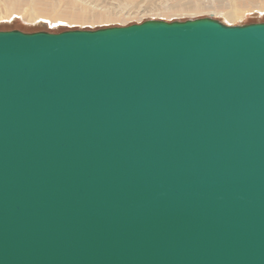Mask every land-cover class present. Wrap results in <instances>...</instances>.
<instances>
[{"label":"water","instance_id":"obj_1","mask_svg":"<svg viewBox=\"0 0 264 264\" xmlns=\"http://www.w3.org/2000/svg\"><path fill=\"white\" fill-rule=\"evenodd\" d=\"M0 264H264V24L0 32Z\"/></svg>","mask_w":264,"mask_h":264},{"label":"rangeland","instance_id":"obj_2","mask_svg":"<svg viewBox=\"0 0 264 264\" xmlns=\"http://www.w3.org/2000/svg\"><path fill=\"white\" fill-rule=\"evenodd\" d=\"M232 11L239 12L233 21ZM96 15L111 19L92 20ZM207 18L227 26L264 24V0H0V32L60 34Z\"/></svg>","mask_w":264,"mask_h":264},{"label":"bare ground","instance_id":"obj_3","mask_svg":"<svg viewBox=\"0 0 264 264\" xmlns=\"http://www.w3.org/2000/svg\"><path fill=\"white\" fill-rule=\"evenodd\" d=\"M132 14H130L128 17H130ZM239 16V12H235V11H232V12H229L228 14V18L229 20L233 21L235 18H237ZM93 19L92 20H101V21H108L111 19L110 16L108 15H96V16H93L92 17ZM125 17H122L120 19H124Z\"/></svg>","mask_w":264,"mask_h":264}]
</instances>
